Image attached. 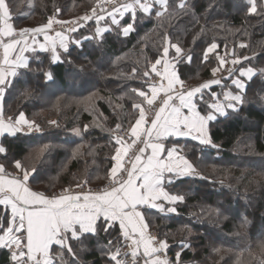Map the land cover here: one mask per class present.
Instances as JSON below:
<instances>
[{
    "label": "trees",
    "instance_id": "1",
    "mask_svg": "<svg viewBox=\"0 0 264 264\" xmlns=\"http://www.w3.org/2000/svg\"><path fill=\"white\" fill-rule=\"evenodd\" d=\"M7 2L19 29L46 23L56 9L61 10L60 19L79 18L97 0ZM188 3L185 11L170 7L161 17L138 19L127 38L109 32L102 42L72 45L70 55L62 53L64 63L51 64L50 54L39 53L42 63L33 62L32 68L51 70L53 82L45 83L41 75L22 70L3 97V110L13 118L24 112L40 131L4 136L7 156L0 154V163L9 171L16 160L35 168L38 175L30 184L47 194L82 181L106 183L116 147L114 136L121 128L129 130L137 115L130 90L142 86L140 76L162 51L164 36L192 56L190 64L178 66L185 83L212 78L211 69L218 64L215 54L208 62L202 56L211 42H217L220 54L233 49L237 56L249 57L241 67H252L257 75L247 83L239 108L211 123V138L218 148L180 140L184 154L205 178H177L168 185L170 192L185 199L174 215L149 210V227H156L167 240L169 254L181 253L183 264H259L264 258L260 248L264 243V12L248 14L246 0ZM130 19L126 16L124 22ZM87 33L81 30L75 35L82 39ZM241 42L247 46L240 48ZM209 167L214 169L207 171ZM109 239L115 240L116 235H86L72 244L83 264H107L102 249ZM0 264H10L6 249L0 250Z\"/></svg>",
    "mask_w": 264,
    "mask_h": 264
},
{
    "label": "snow or ice",
    "instance_id": "2",
    "mask_svg": "<svg viewBox=\"0 0 264 264\" xmlns=\"http://www.w3.org/2000/svg\"><path fill=\"white\" fill-rule=\"evenodd\" d=\"M246 3L248 14H257L258 9L264 12V0H259V4L258 0H246ZM0 5L5 9L0 11V101L22 70L41 75L45 83L53 82L51 70L32 68L33 62L42 63L39 53L50 54L51 64H61L65 62L62 53L70 55L72 45L82 46L87 40L102 42L109 32L127 38L136 30L138 19L153 14L161 17L170 7L180 11L189 8L188 0H172L171 4L170 0H97L91 14L77 20L57 19L61 10L56 9L46 23L18 30L12 23L7 0H0ZM126 16L131 19L124 22ZM88 21H94V32L82 39L73 38L71 34ZM55 24L61 26L60 31H55ZM246 46L243 42L239 44L240 48ZM219 47L217 42H211L204 49L202 60L208 62L210 54H215L218 64L211 69L212 76L216 77L225 65H231L226 69L227 76L210 79L198 87H185L178 66L190 64L192 56L185 53L178 42L172 43L168 35L164 36L162 51L140 76L142 86L130 90L134 101L131 107L137 115L127 137L114 136L116 147L108 172L111 183L103 190L85 191L77 184L76 187L82 189L79 192L69 188L46 195L34 190L29 182L34 174L38 175L35 168L29 169L16 160V172L12 174L0 164V185L7 181L17 188L14 196L0 190V248L10 251V264H83L72 242H82L86 235L99 236L101 232L116 235V239H109L102 249L107 264H129L125 259L129 255L130 264H141V261L142 264H180L181 253L176 254L174 262L170 261L166 256L167 240H158L148 232L149 210L177 213L175 205L185 197L173 194L167 186L177 178H205L184 154L185 146L180 140L218 148L211 138L210 123L225 117L226 110L237 109L247 87L245 79L251 81L256 74L252 67H241L238 76L234 75L235 65L250 58L237 56L234 51L221 55L217 51ZM170 49H174V55H170ZM229 56L233 58L229 60ZM132 72L137 73V69L133 68ZM224 80H230L237 91H232ZM214 86H222V92L212 91ZM149 107L157 111L149 114ZM25 127L29 132L40 131L39 125L28 120L24 112L16 118H5L0 108V137L5 134L14 137ZM120 127L116 125V129ZM87 128L84 126V131ZM0 154L7 156L2 144ZM53 218L57 223L49 226ZM61 219H65L62 226ZM124 247L130 252L123 251ZM260 248L264 254V243ZM259 264H264V258Z\"/></svg>",
    "mask_w": 264,
    "mask_h": 264
},
{
    "label": "rangeland",
    "instance_id": "3",
    "mask_svg": "<svg viewBox=\"0 0 264 264\" xmlns=\"http://www.w3.org/2000/svg\"><path fill=\"white\" fill-rule=\"evenodd\" d=\"M96 4H97V2L92 6V8L93 7H95L96 6ZM92 8L90 9V10H88L84 15H86V14H91V11H92ZM84 15H82L81 17H83ZM80 18V17H79ZM57 19H59V20H63V21H74V20H77L78 18H70V19H60V18H58L57 17ZM55 26L57 27V26H60L59 24H55ZM66 27H68L67 25H66ZM95 27H96V25H95V23H94V21H88V22H85V24H84V27H82V28H80V30L78 31V32H76V33H79L81 30H83L84 32H88L87 33V35H91L93 32H94V29H95ZM22 28H25V25H22L19 29H22ZM57 29H59V30H61V28H57ZM106 34V33H105ZM74 38H76V35L74 36ZM221 55H224V54H221ZM229 60H231L230 58H228ZM241 66V64H237V65H235V68L236 69H238V66ZM229 66H231V65H225V68L224 69H222L220 72H218L217 74H216V77H213L212 76V78H221L227 71H226V69H227V67H229ZM239 66V67H240ZM212 78H210V79H212ZM205 81H202V82H200V83H193V82H187L186 84H185V86L186 87H194V86H198V85H200V84H202V83H204ZM151 107H149V114H151L152 112H151ZM3 114H4V111H3ZM4 117L5 118H7L5 115H4ZM143 118V117H142ZM52 124H54V123H52ZM123 129H125V128H121L120 130H123ZM119 130V131H120ZM125 130H127L128 131V133H129V130L128 129H125ZM119 133V132H118ZM214 168L213 167H209L208 169H206L207 171L209 170V171H211V170H213ZM10 171H12V172H16V170H15V168H14V165L10 168ZM31 179V178H30ZM30 182V181H29ZM88 181H82L81 182V184L82 183H87ZM109 182H111L110 181V179L106 182V183H103V184H99V185H93L92 183L91 184H89L90 186H93V187H100V186H104V185H106L107 183H109ZM74 187H76V185L75 186H73V188ZM67 188H69V187H66V188H60V189H58V190H64V189H67ZM58 190H55L54 192H53V194H55ZM41 192V191H40ZM46 195H53V194H47V193H45ZM177 194V193H176ZM202 206H207V203H203L202 204ZM208 207V206H207ZM182 231H186V228H183L182 229ZM148 232L149 233H154V234H156L158 237H159V239L160 240H164L163 238H162V236H161V233H160V231H158L157 230V228L156 227H153V228H151V227H149L148 228ZM190 233V232H189ZM167 253H168V251H167ZM168 255L170 256V261H175L176 260V256L174 257V256H172L171 254H169L168 253ZM186 264V263H185ZM187 264H192V263H187ZM199 264V263H198Z\"/></svg>",
    "mask_w": 264,
    "mask_h": 264
},
{
    "label": "crops",
    "instance_id": "4",
    "mask_svg": "<svg viewBox=\"0 0 264 264\" xmlns=\"http://www.w3.org/2000/svg\"><path fill=\"white\" fill-rule=\"evenodd\" d=\"M5 9H4V5H0V11H4ZM13 23V22H12ZM15 26V25H14ZM53 28L55 29V31H60L59 29H57L56 28V26L55 25H53ZM18 29V28H17ZM19 30V29H18ZM51 34H54V33H51ZM75 34L76 33H72L71 35L73 36V38H74V36H75ZM40 39H41V41L43 40V37H40ZM170 55H174V49H170ZM240 66V65H239ZM238 66V69H237V71H236V73H234V75H236V76H238V70L241 68V66L239 67ZM246 68V67H245ZM255 70V69H254ZM255 72H256V74L253 76V78L257 75V71L255 70ZM252 78V79H253ZM158 79V78H157ZM213 79V78H212ZM251 79V80H252ZM210 80V79H209ZM209 80H207V81H209ZM207 81H205V82H207ZM204 82V83H205ZM249 81L248 80H246L245 79V83H246V85H247V83H248ZM185 83V82H184ZM223 83L225 84V85H229V87H231V89H232V91H237L233 86H231V83H230V80H224L223 81ZM186 84V83H185ZM203 84V83H202ZM201 85V84H200ZM199 86V85H198ZM198 86H194V87H198ZM186 87V86H185ZM247 88V87H246ZM165 91H167V88H165L164 89ZM212 91H216V92H222V90H223V88H222V86H214L212 89H211ZM245 91H246V89H245ZM244 91V92H245ZM244 92L242 93V102H243V95H244ZM205 95L207 96V92L205 93ZM153 99H155V96L153 97ZM242 104V103H241ZM241 104H239L238 106H237V109L239 108V106L241 105ZM0 108H2V110H3V99H2V101H0ZM236 109V110H237ZM4 111V110H3ZM227 111V114H228V112H230V111H235V110H232V109H228V110H226ZM4 115V114H3ZM210 125H211V123H210ZM39 131H31V132H29L28 130H27V128L25 127V129L22 131V133H38ZM5 136H7V134H5ZM4 137V136H3ZM3 137H0V144H2V138ZM183 140V139H182ZM195 142V141H194ZM197 143V142H196ZM138 163V162H137ZM1 164V163H0ZM7 170V169H6ZM9 173H12V174H15V172H12V171H9V170H7ZM18 187V186H17ZM0 190H4V191H6L7 192V195H10V196H14L15 194H16V190H17V188L16 187H13V185H11L10 183H8L7 181H5L2 185H0ZM167 190H168V186H167ZM101 203H103V201L101 202ZM180 203H182V202H180ZM180 203H177L176 205H175V207L177 208V205L178 204H180ZM97 207H100V205H97ZM158 213V212H157ZM160 214H162V215H174V214H170V213H167V212H165V213H160ZM175 214H177V213H175ZM65 222V219H61L60 221H59V223H60V225L62 226L63 225V223ZM57 223V221L53 218V219H51L50 221H49V226H52V225H55ZM47 242V241H46ZM2 249H4V248H0V250H2ZM123 249H126V247H124ZM6 250H8V249H6ZM9 251V250H8ZM168 251V249L166 250V252ZM126 252H130V249H128ZM9 253H10V251H9ZM130 255L128 256V257H126L125 259L129 262V264H130ZM180 264H183V263H181L180 262Z\"/></svg>",
    "mask_w": 264,
    "mask_h": 264
},
{
    "label": "built area",
    "instance_id": "5",
    "mask_svg": "<svg viewBox=\"0 0 264 264\" xmlns=\"http://www.w3.org/2000/svg\"><path fill=\"white\" fill-rule=\"evenodd\" d=\"M56 28H61V26H57ZM225 76H227V72L221 77V78H223V77H225ZM157 111V109H155V108H152L151 109V112L153 113V112H156ZM151 113V114H152ZM128 131L127 130H125V129H123V130H120L119 131V133L117 134V135H119V136H124V137H127L128 136ZM129 147H131V145H129ZM110 183L111 182H109V183H107L106 185H104V186H100V187H93V186H90L88 183H82V184H80L81 186H82V189L83 190H85V191H87V190H91V191H93V192H96V191H101V190H103L104 188H106V187H108L109 185H110ZM73 192H79V191H81L82 189L81 188H77V187H74L73 188V186L72 187H69ZM69 188H67V189H69ZM65 190V189H64ZM64 190H58L55 194H58V193H61L62 191H64ZM152 236H155L158 240H160L159 239V237L156 235V234H154V233H150ZM128 250V248H126V249H123V251H127ZM166 256H167V258L170 260V256L168 255V253L166 252ZM130 261H131V257H130ZM141 264H142V261H141Z\"/></svg>",
    "mask_w": 264,
    "mask_h": 264
},
{
    "label": "water",
    "instance_id": "6",
    "mask_svg": "<svg viewBox=\"0 0 264 264\" xmlns=\"http://www.w3.org/2000/svg\"><path fill=\"white\" fill-rule=\"evenodd\" d=\"M232 51H234V50L232 49Z\"/></svg>",
    "mask_w": 264,
    "mask_h": 264
}]
</instances>
